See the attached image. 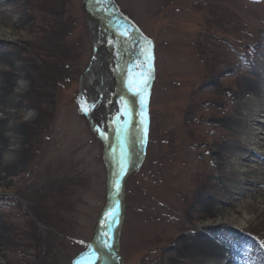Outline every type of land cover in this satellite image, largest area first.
I'll return each mask as SVG.
<instances>
[{"label":"rangeland","instance_id":"rangeland-1","mask_svg":"<svg viewBox=\"0 0 264 264\" xmlns=\"http://www.w3.org/2000/svg\"><path fill=\"white\" fill-rule=\"evenodd\" d=\"M111 1L151 41L153 55L145 95V154L120 191L117 264H163L182 237L179 230L218 223L196 218L194 206L202 193L195 176L208 174L228 186L238 179L231 166L217 165L198 142L216 134L207 128L218 121L217 109L228 107L230 118L243 122L244 110L255 109L257 96L231 90L243 80L264 83V0ZM15 2L23 6L29 27L0 44L16 47L12 56L22 67L21 78L15 75L22 85L14 90L23 160L0 184V200L6 201H0V218L13 223L0 264H76L97 236L111 175L103 144L82 110V92L92 94L85 78L93 56L85 0ZM213 99L220 104L214 106ZM104 116L102 105L93 109L95 124L100 126ZM216 129L228 133L221 141L252 152L253 140L241 122L218 123ZM255 158L261 164L247 165L264 171V155ZM218 185L220 197L205 199L214 200L223 216L234 214L218 232L240 246L235 263L226 264H264V189L261 200L234 199ZM136 227L154 233L134 247Z\"/></svg>","mask_w":264,"mask_h":264},{"label":"bare ground","instance_id":"bare-ground-1","mask_svg":"<svg viewBox=\"0 0 264 264\" xmlns=\"http://www.w3.org/2000/svg\"><path fill=\"white\" fill-rule=\"evenodd\" d=\"M0 3L8 6L5 9L0 7L1 43L4 39L13 38V31L28 28L29 21L22 14L23 6L15 0H0ZM85 12L93 39V56L85 71V78L92 89V94L86 97L82 92V109H84V115L92 120V111L95 107L102 105L105 108L102 124L92 131L103 144L106 160L112 164L111 177L114 182L120 177L122 170L136 161L139 156L140 140L137 132L139 98L134 92H143L146 82L151 78L152 43L148 44L141 39L140 33L137 30L133 31L130 25L119 23L115 16L103 7L100 0H85ZM10 17H12L11 21L8 20ZM15 48L12 44L7 46L0 44V66L2 67L0 72V184L14 168L19 167L23 160V152L18 146L23 139L22 126L18 124V114L21 110L19 101H17L18 95L14 90L22 85L16 79L21 78L22 67L15 63V57L12 56ZM7 65L12 68L6 67ZM231 91L238 95L257 96V101L254 103L255 109L244 110L248 114H242L246 118L244 122L241 119L230 118L228 107L217 109L218 115L214 119L218 121L210 122V124L207 121L203 122L206 127L207 124L211 125L207 129L214 130L216 134L198 143L203 145L204 150L217 165L231 166L238 179L234 185L228 186L213 180L208 174L195 176L201 185L202 193L198 206H194L196 218L217 219L218 223L215 227L209 225L196 229L192 227L188 230H179L178 234L182 237L177 239L169 255L164 256L163 264H172L169 258L181 260L183 264H194V262L202 264L208 261L219 264L235 263V256L240 246L227 243L225 237H222L225 235L224 232H218L225 222L228 225L233 222L234 214L229 212L223 216L215 206V201L205 199V196L216 194L220 197L216 191L220 187L218 183L222 185L223 191L234 199H242L250 195L261 200L263 195L264 171L248 166L247 163L254 161L261 164L260 158H255V155H264L258 152L259 149L264 150V141L260 137L264 124V83L243 80L238 83L237 89ZM143 95L145 98L146 91ZM176 96L177 94H174L175 105L178 103ZM212 101L214 106L220 104V100L213 99ZM237 121L241 122L250 139L253 140L250 144L253 145V150L248 154L237 151L240 150L239 146L228 144L227 140L221 141V138L228 136V133L226 131L222 133L219 129L218 132L216 129L218 123H226L229 126ZM187 123L189 128L193 127L194 123L190 118ZM113 208L115 210L105 214L97 235L93 250L97 252L99 258L95 259L93 264H115L117 254L114 251L112 240L114 229L119 224L116 202ZM12 224L11 219L0 218V255L3 252V246L7 244L8 228ZM187 224L192 226V221L188 220ZM133 232L131 240L134 247L147 243L154 233L151 229L141 231L137 227ZM104 245H110L111 249L109 250ZM91 259L89 255L86 264H89Z\"/></svg>","mask_w":264,"mask_h":264},{"label":"water","instance_id":"water-1","mask_svg":"<svg viewBox=\"0 0 264 264\" xmlns=\"http://www.w3.org/2000/svg\"><path fill=\"white\" fill-rule=\"evenodd\" d=\"M103 7H105L111 14H113L116 18V20L119 22V23H125L127 25H130L132 30L133 31H138L140 34V37L141 39H143L145 42H147L148 44H150V41L145 38V36H143V34H141V32L138 30L137 26L129 19L127 18L125 15H123L119 10L118 8L112 3L111 0H100ZM129 34V33H128ZM147 84V82H146ZM134 90V89H133ZM144 92H145V89H143V92H139V91H135L134 93L136 95H138L137 98H139V102H138V111H137V117H138V134H139V140H140V151H139V156L138 158L136 159V161H134L132 164L126 166L121 174H120V177L113 182V178L111 177L110 175V179H109V184H110V197H109V201L102 213V216L100 218V221H99V224H98V232H97V235L99 233V230L103 224V221H104V218H105V214L108 212V211H112V210H115L114 207V202H116V207H120V191H121V186H122V181L123 179L125 178V176L130 173L133 169H135L139 163L141 162L143 156H144V153H145V146H146V138H147V106H146V103H145V99H144ZM86 118L88 119L91 127L94 129V128H97L98 126L92 122L91 119H89L87 116ZM92 123V124H91ZM105 161L109 167V169L111 170L112 169V164H110L106 158H105ZM114 225L115 222H114ZM115 227V226H114ZM117 232H118V227L116 229H114V238H113V242H114V251L116 253L117 251ZM96 240H97V236L96 238L94 239L93 243H92V247L91 249L93 250V248L95 247L96 245ZM90 255V251L85 255L83 256L82 258H80L77 262V264H86V261L88 259ZM118 258H116L117 260Z\"/></svg>","mask_w":264,"mask_h":264},{"label":"snow or ice","instance_id":"snow-or-ice-1","mask_svg":"<svg viewBox=\"0 0 264 264\" xmlns=\"http://www.w3.org/2000/svg\"><path fill=\"white\" fill-rule=\"evenodd\" d=\"M82 110H84V109H82ZM81 243H83V242H81ZM104 247L108 248L109 250L111 249L110 245H104ZM89 251H90L91 258H92L89 261V264H93L94 260L98 259L99 257L97 256V252L95 250H92L91 247H90Z\"/></svg>","mask_w":264,"mask_h":264}]
</instances>
